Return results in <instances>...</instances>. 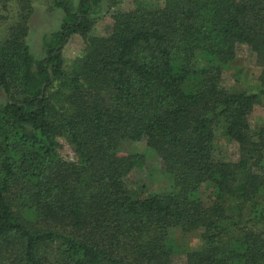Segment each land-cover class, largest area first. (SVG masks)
<instances>
[{"label": "trees", "instance_id": "trees-1", "mask_svg": "<svg viewBox=\"0 0 264 264\" xmlns=\"http://www.w3.org/2000/svg\"><path fill=\"white\" fill-rule=\"evenodd\" d=\"M19 2L0 39V264H264V125L249 121L264 98V0H53L63 18L37 60ZM239 45L262 67L257 92L222 85ZM219 126L237 159L216 158ZM126 140H145L168 190L131 194L145 158L120 154ZM176 229L200 230L202 247H175Z\"/></svg>", "mask_w": 264, "mask_h": 264}, {"label": "rangeland", "instance_id": "rangeland-1", "mask_svg": "<svg viewBox=\"0 0 264 264\" xmlns=\"http://www.w3.org/2000/svg\"><path fill=\"white\" fill-rule=\"evenodd\" d=\"M20 0L10 1L6 8L0 5V39L4 38L10 27H12L21 12ZM31 7L30 15L27 19V34L25 43L34 60L43 56V39L59 28L63 18V11L54 5L53 0H28ZM149 1V0H146ZM162 1V0H154ZM73 6L76 0H71ZM134 0H119L120 8H129L133 5ZM98 23L95 31L102 30L104 25L109 22V13L106 12L105 2L97 9L95 13ZM80 38L74 36L64 48V57L67 60L74 58L81 49ZM198 63H201V57H198ZM69 62V61H68ZM239 72V74H238ZM262 72V67L256 60V55L246 45H239L235 58L226 65L222 73V85L232 91L257 92V78ZM239 77L238 79H236ZM5 101V95L0 91V102ZM249 121L252 127L257 128L264 125V98L254 106L249 115ZM59 153L67 161L75 159L73 149L65 140L59 138ZM214 153L216 158L223 160H235L238 156L237 145L223 135V128L217 127L214 136ZM118 151L120 154L140 153L144 155L145 162L143 168L134 172L130 191L133 196L142 197L153 193L163 192L169 189L170 181L161 172V162L156 154L146 146L145 140L140 141H123ZM213 196L210 188L202 189V198H211ZM257 227V226H256ZM258 229L264 232V224L258 225ZM169 242L181 251H192L202 247L203 240L200 230H194L189 233H181L174 230L169 233ZM173 262L181 263L184 260V254H175Z\"/></svg>", "mask_w": 264, "mask_h": 264}]
</instances>
